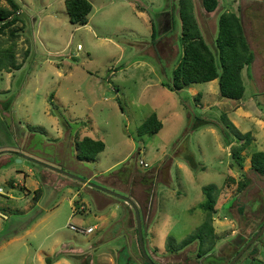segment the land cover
Here are the masks:
<instances>
[{
	"label": "rangeland",
	"instance_id": "rangeland-1",
	"mask_svg": "<svg viewBox=\"0 0 264 264\" xmlns=\"http://www.w3.org/2000/svg\"><path fill=\"white\" fill-rule=\"evenodd\" d=\"M15 1L20 12L13 25L14 53L15 60L23 61L9 75L0 68V145L11 149L5 162L0 153V264H40L42 251H49L50 228L61 226L63 239L72 238V233L81 236L68 226V222L77 225L79 219L97 223L89 238L101 236L98 248L119 254L118 262L124 263L128 250L121 236L123 210L111 203L98 209L83 186L89 184L106 189L115 201L126 193L142 199L139 203L144 202V217L149 219L146 233L138 212L142 241L145 248V235L153 231V249L148 247L160 256L154 259L158 263L223 264L264 218V175L255 173L248 160L251 151L264 148V35L253 32L246 8L237 7L235 0H217L207 12L200 0H191L199 29L215 58L217 15L223 9L240 13L255 53L250 75L244 72L243 96L250 97L251 109L241 107L256 110L252 118L231 109L236 100L219 95L217 79L188 83L180 89L169 87L181 52L177 0H90L87 21L81 25L69 21L63 0ZM0 5L7 3L0 0ZM252 7L264 13V4ZM10 41L6 30L0 35V48ZM49 97L63 116L53 111ZM150 112H155L161 127L138 135L136 126ZM221 112L239 130L251 133L250 143L242 150L241 166L225 145L220 129L233 137ZM202 120L206 123L200 124ZM67 128L75 140L88 135L104 143L93 159L76 161L84 167L81 171L68 169V157L60 156L67 153L68 136L63 134ZM208 183L215 185L216 195L214 246L197 255L194 240L170 252L167 247L192 232L204 218L199 204L204 199L202 186ZM36 188L37 202L33 197ZM72 192L83 197L86 208H70L62 199ZM109 210L114 218L105 223L96 218ZM132 215L135 226L133 210ZM132 240L133 252L141 262ZM261 241L264 227L252 242L255 249L258 244L256 257L250 259V252L245 251L235 264H264ZM40 245L41 251L36 252ZM178 254L184 257L177 259Z\"/></svg>",
	"mask_w": 264,
	"mask_h": 264
},
{
	"label": "trees",
	"instance_id": "trees-1",
	"mask_svg": "<svg viewBox=\"0 0 264 264\" xmlns=\"http://www.w3.org/2000/svg\"><path fill=\"white\" fill-rule=\"evenodd\" d=\"M6 6L0 5V35L7 30L11 36V41L4 47L0 48V68L10 70L11 68L19 67L20 63L15 60V41L16 36L13 25L19 20L18 8L19 5L15 0H5ZM200 4L205 11H211L217 5V0H200ZM63 5L67 17L71 23L84 24L87 21V13L91 8L89 0H63ZM177 18L179 23V38H180V56L177 63L174 65L170 77L169 87L171 89H180L184 85L192 82L208 81L213 78L217 79L218 93L220 96L238 99L242 96L244 85L241 78V68L248 64L253 57L245 38L243 28L239 16L232 10H222L217 15L216 31L213 38V43L216 48V58L205 42L202 33L196 21L191 0H177ZM173 23L171 17V24ZM155 27L153 22L150 23V35L154 37ZM49 104L52 105L59 117L63 116L57 106L54 105L50 97ZM220 118L226 127L231 129L233 139H230L225 128H221V134L225 137V144H229V155L233 161L241 166L244 155L242 150L248 146L251 139L249 130L240 131L227 118L225 112L220 113ZM66 122L65 120H63ZM200 124L206 121H200ZM264 126V117H263ZM161 127V121L156 117L154 112L146 115L136 126L138 135L157 131ZM41 130V128H39ZM104 143L101 139L91 138L88 135H83L80 139L75 140L77 159H93L95 154L102 150ZM250 168L257 174L264 175V148L253 150L249 153ZM239 186L242 181H239ZM35 198L37 188L34 189ZM33 192V193H34ZM204 199L200 202V207L204 210V218L200 224L192 231L179 239L175 245L167 247L169 251L178 250L188 243L196 240L198 242L197 255H201L214 246L216 234L212 226V213L215 205V185L208 183L202 186ZM241 211V208H238ZM264 218L259 221L262 223ZM258 225V226H259ZM257 226V227H258ZM136 241L138 246L136 227H134ZM250 233H248L249 235ZM247 235V236H248ZM244 237L238 243L229 255V258L236 252L240 245L247 239ZM206 244L203 246V244ZM253 243L249 244L243 251L255 252ZM139 254L142 258V264H150L149 261L142 255L139 247ZM242 252V253H243ZM61 255L60 252H54L49 256H45L46 263ZM150 261L155 264H160L149 255ZM228 258V259H229ZM223 262V264L228 261ZM236 261V260H235ZM235 264V262L233 263Z\"/></svg>",
	"mask_w": 264,
	"mask_h": 264
},
{
	"label": "crops",
	"instance_id": "crops-1",
	"mask_svg": "<svg viewBox=\"0 0 264 264\" xmlns=\"http://www.w3.org/2000/svg\"><path fill=\"white\" fill-rule=\"evenodd\" d=\"M234 3L237 7L240 6L241 8H246V11H247L246 14L248 17L249 26L251 27L253 32L258 37H263V35H264V13H261V11H262L261 8L257 9V7L255 8L252 6L264 4V0H235ZM166 10H168V9H165V11ZM225 10H232V9H225ZM232 11H234L240 18L245 38H246L247 43L249 45V48L253 54L254 50L251 47L250 41L247 37L246 30L244 27V22L240 16V13H238L236 10H232ZM19 12H20V9L18 8V13ZM164 13H162V14H164ZM77 45L79 46V43H77ZM27 51H28V49L25 47V51H24L25 54H27ZM254 60H255V53L253 54L252 60L248 64H245L241 68L240 74H241L242 82L244 85V89L246 87L245 82H244V72H246L247 75H250V66ZM16 61L20 63V65H19V67H20L23 60H16ZM19 67H17V68H19ZM10 71H11V69L6 70L5 73L7 75H9ZM213 79H216V78H213ZM243 92H244V90H243ZM196 93H198V92H196ZM246 93H247V91H246ZM231 99H233V98H231ZM248 99H250V97L248 98V97H246V94L244 96L242 94V96L240 98L235 99L236 101L232 102L233 104L230 105L231 109L236 111L243 118H246V117L249 118L250 116L252 118V116H256V114H257L256 110H253V111L241 110V107H247V108L251 109L250 101ZM251 101H253V99ZM263 117L261 118L262 127H264L263 126ZM234 123H236V122L234 121ZM63 134L65 135V137L68 136V138L66 139L67 153L66 154L61 153L60 156L65 155L68 157L67 168L70 169L71 171L72 170H75V171L83 170L84 167L80 163L78 165L76 163V161L79 162V160H81V159H77L75 157V153H76L75 139L73 138V136H71L69 134L68 128L66 130H64ZM89 137H91V136H89ZM80 138L77 137V139H80ZM91 138H93V137H91ZM225 145L227 146L229 144H225ZM17 146L19 147L20 145L18 144ZM12 148H14V147H12ZM32 149L35 150V148H32ZM28 150H30V149H28ZM10 151H11V149H9L6 146V144L0 145V153H2L1 154V160L3 162L8 160L7 157L9 156ZM248 160H249V155H248ZM27 169L29 170L28 167H27ZM50 169H52V168H50ZM52 170L57 171L55 169H52ZM41 171L45 176L48 174V173L43 172V168ZM57 172H59V171H57ZM24 173H26V172H24ZM49 173H50V175L53 174L52 172H49ZM68 177H70V176H68ZM61 182L69 183L70 181L67 179H62ZM83 183H84V181H83ZM83 183L80 185L82 186ZM12 184H13V182H12ZM83 186L86 187L85 190L92 197V201H93V203H95V205L98 209L99 208L102 209V208H104V206H106V204L111 203L114 206L113 208L120 206V208L123 210V212H122L123 218L121 219L123 221L122 222L121 236H123V242H124V244L128 250V252L125 251V254H123L124 263L118 262L119 254H114V253L110 252V250H108V249H107V251H103V250L98 248L99 243L101 242V240H103V238L101 236H96L93 239L89 238V234L94 230V228L97 227V225H96L97 223H86L84 220L79 219L80 223H78L77 225L82 226V227L92 226L91 230H89L88 232H79L81 236H76L75 234L72 233V235H71L72 238H66V239L64 238L63 239L60 237L61 236V234H60L61 233L60 232L61 226L55 225V226L51 227L47 233V235L51 236L50 237L51 239H50L49 245H48L49 251H42L44 255H43V259L40 260V264H60V263L70 264L68 261L69 259H70V261L74 260V262L75 263L77 262L78 264H131V263L142 264V258H141V262H140V259L133 252V244H132L133 240L132 239H135V246L137 249H138L139 245L137 246L136 234L134 231L135 226H134V222L132 220L133 215H132L131 206L123 198H121V200H120L121 202L113 200L112 197H110L106 194V193H110V192H108L106 189L101 188L95 184H89V186H86V185H83ZM75 193L76 192H72L69 195H63L62 199L66 201V203L69 205L70 208H75V206H77V204H82L83 207L86 208V201L80 195H78L76 197ZM126 194H127V196H130L134 200V202L136 203L137 208H138V212L140 213V217H141V226L145 227V232L147 233V230H148L147 222L149 221V219L147 220V218L144 217V214L147 213V211L145 212L143 209V206H144L142 204L143 201L141 202V204L139 203L142 199H139L140 200L139 201L138 199H136V197L133 194H131V193H126ZM35 200H36L35 202H37V200H38L37 194L35 196ZM51 208H52V205L49 207V209H51ZM114 216L115 215L113 214V212H111V210H109L107 213L105 211H101V213L96 215V218L101 219V221L103 223H105L107 220L114 218ZM213 221L214 220H212L211 223H212V226L214 228V232L216 234V230H215V226L213 225ZM151 233H153V231H151ZM151 233L147 237L145 235V239H146L145 240V250H146L147 255H149L152 259H159L160 256H158L157 254L154 255L149 251L150 248L148 246H151V250L153 249V247H152L153 245H151L152 241L150 239ZM259 243L261 245H264V241H261ZM55 246H61V247L55 248ZM154 247L157 249V252L160 251V249L158 247H156V246H154ZM41 248H42V246L40 245L36 249V252L41 251ZM182 249H184V247ZM57 251L60 252L61 255H59L57 258L51 260L50 263H46L44 260V257L49 256L50 254H53L54 252H57ZM170 252H172V251H170ZM257 252H258V244H257L256 251L249 254L250 259H254V257H256ZM162 255H164V254H162ZM170 256H171V258H173L174 253H171ZM178 256L179 257L177 259L181 258L180 256L184 257V255H180V254H178ZM140 257H141V255H140ZM39 259H40V257H39ZM187 261L195 262V258H193V257L188 258L187 257Z\"/></svg>",
	"mask_w": 264,
	"mask_h": 264
},
{
	"label": "water",
	"instance_id": "water-1",
	"mask_svg": "<svg viewBox=\"0 0 264 264\" xmlns=\"http://www.w3.org/2000/svg\"><path fill=\"white\" fill-rule=\"evenodd\" d=\"M52 169H55L63 174H66L70 177H76L74 174L62 170V169H58L57 167L54 166H49ZM121 198H123L132 208L134 216H135V227H136V232H137V239H138V245H139V249L142 253V255L146 258L147 261L150 262V264H155L154 262L150 261V258L147 256V253L145 251L144 245H143V241H142V234H141V227H140V220H139V214H138V208L136 203L134 202V200L127 196V195H123L120 196ZM0 214H3L2 212H0ZM264 227V220L263 222L258 226V228L240 245V247L236 250V252H234V254L228 259V261H226L225 264H233L235 259L246 249V247L251 244L256 238L257 236L260 234L261 230Z\"/></svg>",
	"mask_w": 264,
	"mask_h": 264
},
{
	"label": "built area",
	"instance_id": "built-area-1",
	"mask_svg": "<svg viewBox=\"0 0 264 264\" xmlns=\"http://www.w3.org/2000/svg\"><path fill=\"white\" fill-rule=\"evenodd\" d=\"M78 46V45H77ZM139 163H142L144 165H146L145 162H143L141 159L138 160ZM76 209H83V205L82 204H77V206H75ZM68 226L74 230H77L79 232H88L89 230H91L92 226H85V227H82V226H79V225H75L73 223H70L68 222Z\"/></svg>",
	"mask_w": 264,
	"mask_h": 264
}]
</instances>
